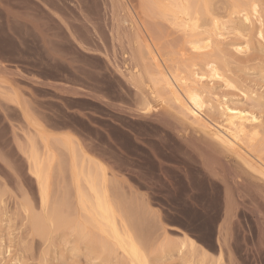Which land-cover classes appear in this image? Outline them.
Segmentation results:
<instances>
[{
    "label": "rangeland",
    "instance_id": "1",
    "mask_svg": "<svg viewBox=\"0 0 264 264\" xmlns=\"http://www.w3.org/2000/svg\"><path fill=\"white\" fill-rule=\"evenodd\" d=\"M209 1V9L199 4L190 10L199 23L191 30L196 34L189 32L195 43L180 23H171L170 15L165 19L154 13L162 21L158 26L164 40L159 42L164 44L160 66L152 71L178 70L186 75V88L196 84L194 73L202 74L198 88L193 87L202 90V116L222 128L229 108L253 115L255 130L245 138L263 160L264 0ZM105 5L104 0L0 1V264H135L106 234L107 225L108 231L100 233L104 221L98 199L104 205L107 201L118 235L136 245L142 264L223 263L218 252L224 246L216 236L224 213L223 188L205 174L209 158H199L180 139L193 136L205 144L213 136L187 117L166 89L153 101L121 77L120 71L131 64L127 53L111 43V14ZM204 42L210 45L195 49ZM206 60L219 76L212 75ZM152 107H162L177 131L152 118ZM221 153L236 167L234 154ZM38 165L44 203L32 173ZM240 187L235 196L249 198L243 197L248 203L240 212L237 254L241 264H263L262 254L254 253L258 233L253 211L258 205L248 188Z\"/></svg>",
    "mask_w": 264,
    "mask_h": 264
},
{
    "label": "bare ground",
    "instance_id": "2",
    "mask_svg": "<svg viewBox=\"0 0 264 264\" xmlns=\"http://www.w3.org/2000/svg\"><path fill=\"white\" fill-rule=\"evenodd\" d=\"M1 1V0H0ZM106 5L108 3L109 9H110V16H111V23L109 26V36H110V40L111 43L115 44L118 48L119 51L122 52H126L128 55L129 61H130V68L128 70H123L120 71V75L122 78L125 79V81L132 85V86H137L139 88H142L143 90L147 91V94H149V98L152 99L153 101H156L155 99L156 96L158 95V92H162L161 90L166 89L168 91V93L170 94L171 98L173 101H175L176 103H178L181 108L183 107V110L185 109V113L188 115H191V117L194 119V121H197L201 124H203L212 134V138L213 140H210L206 142L205 139L203 140V142L205 144H201L198 142V140H196L195 138H193V136H191L190 138H186V139H182L180 136V139L182 141H184L188 146H191L192 148H195L197 151L193 150V152L195 151L196 153L198 152L199 154V158L200 156H202L203 158H209L208 160L206 159V165H205V171L208 177H210V179H216L215 181H219L221 186H222V190H223V197H224V213H223V217L222 220L220 222V224H218V228H217V234L216 236L219 237L220 241L222 242V245L224 246V251H220L221 248H219L218 255L219 257L222 259L224 258L225 261L223 263L225 264H241V261L239 260L240 256L238 257L237 254V250L236 249V231L242 226L240 221H241V209H244V207H246V204L248 202H246L245 204V200L243 199L244 196H239L236 197L235 196V192L234 189L237 190L236 188H238L239 191H241V187L240 185H244V189L245 191L247 190L246 187L248 188L247 191L249 192V194H252V198L254 197V199H249L250 201L254 200V205H258V208H255V210L253 211V215H254V220H255V224L257 226L256 231L258 233V249L257 251L253 250L254 253L256 254V252L258 253L257 256H259V254H262L261 256H263L264 258V226L261 225V223L259 224V221L264 223V159H260L257 155H255L254 152V148L252 147L253 144H251L250 141L252 140H247L248 138L246 135L248 134L249 130L252 129L253 133V129L256 127V125L254 124V121L256 120V118L253 115H249L247 112H244L242 110H229L228 108V113H226V117H225V126L220 128L217 127L218 125L214 126V124H212V122H210L209 120L207 121L203 116H202V112H201V98H200V93L201 91L197 90L195 85L198 84L197 81H200V79L202 78V74H195V81L196 84L193 83V85L196 88H186L185 86V78L182 77L181 75H179V72H166L165 70H162L160 67L158 70H155L154 72H157V74H155L152 70L155 69V67L157 68L159 65V61H161V59L159 58V55H161V52H159L160 49V45L161 43L164 44L163 42H159V38H162L164 40V36H162V30L160 29V27L158 26V23L156 21V19L153 17L155 16L154 13H158V16L162 18H164L165 16L170 15L172 17L171 23L174 25L177 23H180L181 26H183V30L186 29V31L188 30V32L184 31L186 33L189 34V32L194 33L197 32H193L195 29V27H197V23L196 22V18L192 15V17L190 16L191 12L190 10L192 8L198 7L199 4H204L203 7H207V5L210 4L209 0H202V2L200 3L199 1L201 0H104ZM69 2V1H68ZM212 2V1H211ZM209 3V4H208ZM212 4V3H211ZM8 5V4H7ZM105 5V6H106ZM104 6V7H105ZM211 5L208 6V9L210 8ZM107 7V6H106ZM201 7V5L199 6ZM9 8V7H8ZM75 8V7H74ZM212 8V7H211ZM51 9V8H50ZM107 9V8H106ZM199 9V8H198ZM253 9V8H252ZM54 10V9H53ZM52 10V11H53ZM202 10V8H201ZM102 11V10H101ZM108 11V10H107ZM158 11V12H157ZM196 11V10H195ZM205 11V10H202ZM255 11V10H254ZM192 11V14H195V12ZM198 13L201 11H197ZM207 12V10L205 11ZM253 12V11H252ZM48 13V12H47ZM160 13V14H159ZM203 13V12H202ZM9 14V13H8ZM51 14V13H50ZM207 14V13H206ZM56 15V14H55ZM59 15V14H58ZM101 15V14H100ZM109 15V14H108ZM161 15V16H160ZM198 15V14H197ZM201 15V14H200ZM204 15V14H203ZM208 15V14H207ZM169 16V17H170ZM212 16V15H211ZM94 17V16H93ZM157 17V16H155ZM157 17V18H159ZM11 18V17H10ZM202 17H200L201 19ZM208 18V17H207ZM247 18V15H246ZM67 19V18H66ZM90 19V18H89ZM161 19V18H160ZM166 19V17H165ZM171 19V18H170ZM199 19V20H200ZM203 19V18H202ZM209 19V18H208ZM207 19V20H208ZM249 19V18H248ZM12 20V19H11ZM55 20V19H54ZM73 20V19H72ZM97 20V19H96ZM103 20V19H102ZM158 20V19H157ZM86 21V20H85ZM174 21V22H173ZM204 21V20H203ZM206 21V19H205ZM91 22V21H89ZM162 22V21H160ZM74 23V22H73ZM88 23V22H87ZM98 23V22H97ZM202 23V22H201ZM200 23V24H201ZM205 23V22H203ZM202 23V24H203ZM210 23V22H209ZM33 24V23H32ZM31 24V25H32ZM67 24V23H66ZM78 24V23H77ZM212 24V23H211ZM74 25V24H73ZM209 25V24H208ZM64 26V25H62ZM105 26V25H104ZM178 26V25H177ZM40 27V26H39ZM174 28H176L175 26H173ZM180 27V25H179ZM177 27V28H179ZM203 27V26H202ZM208 27V26H207ZM206 28V27H205ZM213 28V27H212ZM68 29V27H67ZM93 29V28H92ZM172 29V28H171ZM216 29V28H215ZM164 30V29H163ZM182 30V29H180ZM193 30V31H191ZM41 31V29H40ZM103 31V30H102ZM175 31V30H174ZM177 31V29H176ZM86 32V31H85ZM91 32V31H90ZM182 32V31H181ZM208 32H211L210 30ZM214 32V31H213ZM43 34V33H41ZM89 34V33H88ZM165 34V33H164ZM196 34V33H195ZM200 34V33H199ZM90 35V34H89ZM167 35V34H166ZM180 35V33H179ZM183 35V34H182ZM191 35V34H189ZM188 35V37H190ZM210 36L212 34H209ZM215 35V34H214ZM217 35V34H216ZM99 36V35H98ZM102 36V35H101ZM175 36V35H174ZM209 36V37H210ZM179 37V36H177ZM184 37V36H183ZM192 37V35H191ZM190 37V38H191ZM206 37V36H204ZM213 37V36H212ZM211 37V38H212ZM99 38V37H98ZM186 38V37H185ZM189 38V39H190ZM193 38V37H192ZM191 38V39H192ZM200 38V37H199ZM208 38V37H207ZM206 38V40H207ZM161 39V40H162ZM171 39V38H170ZM188 38H186L187 40ZM194 39V38H193ZM192 39V41H193ZM198 39V38H197ZM174 40V39H173ZM196 39H194V42ZM201 40V39H199ZM209 40V38H208ZM212 43V39H210ZM109 41V40H108ZM179 41V40H178ZM192 41L190 40V44L192 43ZM82 42V41H81ZM80 42V43H81ZM85 42V41H84ZM103 42V41H102ZM182 43V41H180ZM202 42V41H201ZM207 42V41H206ZM209 42V41H208ZM104 43V42H103ZM168 43V42H167ZM176 43V42H175ZM203 43V42H202ZM200 43V44H202ZM86 44V43H85ZM170 44V43H169ZM199 44L198 47L195 46V49L197 48H204L207 47V45L210 44H204L203 46H201ZM81 45V44H80ZM106 45V44H105ZM112 45V44H111ZM159 45V48H158ZM173 46V45H172ZM193 46V48H194ZM106 47V46H105ZM165 47V45H164ZM163 47V48H164ZM83 48V47H82ZM81 48V49H82ZM86 48V47H85ZM115 48V47H114ZM173 48V47H172ZM180 48V47H179ZM190 48V47H189ZM211 48V46H210ZM88 49V48H87ZM110 49V48H109ZM171 49V47H170ZM203 49V50H204ZM86 50V49H84ZM114 50V49H113ZM172 50V49H171ZM199 50V49H198ZM195 50V51H198ZM104 51V50H103ZM110 51V50H109ZM161 51V50H160ZM168 51V50H167ZM87 52V51H86ZM164 52V51H163ZM181 52V51H180ZM206 52V51H205ZM204 52V53H205ZM211 52V51H210ZM94 53V52H93ZM112 53V52H111ZM115 53V52H114ZM120 53V52H119ZM160 53V54H159ZM168 54V52H166ZM192 53V51H191ZM175 54V53H174ZM181 54V53H180ZM196 55L200 54L199 53H195ZM206 56L208 53H205ZM112 55V54H111ZM114 55V54H113ZM118 55V54H117ZM170 55V54H169ZM168 55V56H169ZM191 55V54H190ZM189 55V57H190ZM193 55V54H192ZM197 55V56H198ZM201 55V54H200ZM108 56V55H107ZM184 56V55H182ZM188 57V58H189ZM104 58V57H103ZM107 59V57H105ZM115 58V57H114ZM161 58V57H160ZM182 58V57H180ZM179 58V60H180ZM210 56L207 57V59H209ZM126 59V58H125ZM152 60L153 64L152 67H155L152 69V67L150 66L151 62H149ZM163 59V58H162ZM172 59V58H171ZM184 59V58H183ZM195 59V58H194ZM204 60V58H202ZM206 59V58H205ZM105 60V59H104ZM110 59H108L109 61ZM165 60V59H164ZM176 60V59H175ZM190 60H192L190 58ZM111 61L112 57H111ZM166 61V60H165ZM164 61V62H165ZM169 61V60H168ZM197 61V59H196ZM128 62V61H127ZM163 62V60H162ZM175 62V61H174ZM173 62V63H174ZM182 62V61H181ZM180 61L178 63H181ZM200 62V61H199ZM1 63V62H0ZM119 63V62H118ZM177 63V64H178ZM208 63V64H207ZM168 64V63H167ZM208 60H206V65H208L207 67L209 68V71L212 72V75H216L219 76L217 74L216 69H214V67L211 65ZM114 65V64H113ZM176 65V64H175ZM180 65V64H179ZM178 65V66H179ZM183 65V64H182ZM190 65V64H189ZM188 65V66H189ZM167 66V65H166ZM172 66V65H171ZM177 66V65H176ZM119 67V66H118ZM118 67H116V69H118ZM121 67V66H120ZM119 67V69H120ZM170 67V66H169ZM174 67V66H173ZM180 67V66H179ZM184 67V65H183ZM187 67V66H186ZM193 67V66H192ZM202 67V66H201ZM1 68V67H0ZM167 68V67H165ZM182 68V67H181ZM169 69V68H168ZM167 69V70H168ZM191 69V68H190ZM200 69V68H199ZM172 70V69H171ZM180 70V69H179ZM194 70V69H193ZM117 71V70H116ZM115 71V72H116ZM192 71V70H191ZM199 71V70H197ZM182 72V71H181ZM197 73V72H196ZM189 74V73H188ZM187 74V75H188ZM211 74V73H210ZM183 75V74H182ZM223 75V74H222ZM192 76V73H191ZM211 76V75H210ZM208 77V76H207ZM190 78V77H189ZM214 78V77H213ZM218 78V77H216ZM188 79V77H187ZM194 80V78H193ZM147 82V84H146ZM192 83V81H191ZM190 84V82H189ZM188 84V85H189ZM191 85V84H190ZM200 85V83L198 84ZM192 86V85H191ZM188 86V87H191ZM126 87V86H125ZM127 88V87H126ZM137 93V92H136ZM74 94V93H73ZM78 94V93H77ZM162 94V93H161ZM203 95V94H202ZM137 96V95H136ZM141 96V95H140ZM161 96V95H160ZM139 97V96H137ZM167 97H169L167 95ZM164 98V97H163ZM145 99V98H144ZM135 100V99H134ZM140 101V99H139ZM132 103V102H131ZM141 103V102H140ZM148 103V101H147ZM177 104V105H178ZM166 105V104H165ZM122 106V105H121ZM161 106V105H160ZM142 107V106H141ZM157 107V106H156ZM227 107V106H226ZM162 107H152L150 109L149 114L152 118L156 119V121H158L157 119L165 122V123H169L171 125L170 128H172L174 130V132L177 131L178 129V125L174 124V122L172 123L169 119H168V115H165L166 112L164 113V109ZM180 108V109H181ZM225 109V108H224ZM223 109V110H224ZM235 109V108H234ZM173 110V109H172ZM179 110V107H178ZM182 111V109L180 110V112ZM182 113V112H181ZM180 114V113H179ZM182 115V114H181ZM171 116V115H170ZM183 116V115H182ZM183 119V118H182ZM189 119V118H187ZM172 120V119H171ZM143 121V120H142ZM173 121V120H172ZM184 121V120H183ZM193 121V122H194ZM160 122V121H158ZM177 122V121H176ZM196 122V123H197ZM149 123V122H148ZM194 124V123H193ZM198 124V123H197ZM202 125V126H203ZM169 127V125H168ZM196 127V126H195ZM199 128V127H198ZM172 130V132H173ZM176 130V131H175ZM255 130V129H254ZM182 131V130H181ZM200 131V130H199ZM202 131V130H201ZM257 131V130H256ZM50 132V131H49ZM250 133V132H249ZM255 133V132H254ZM62 135L66 133H61ZM205 135V134H204ZM249 138L251 137L250 134ZM256 135V134H255ZM253 135V137L255 136ZM50 136V135H49ZM59 136V135H58ZM175 136V135H173ZM209 136V135H208ZM176 137V136H175ZM187 137V136H186ZM204 137V136H203ZM247 137V138H245ZM177 138V137H176ZM197 138V137H196ZM205 138V137H204ZM208 138V137H207ZM68 139V138H67ZM199 139V138H198ZM211 139V138H210ZM66 140V139H65ZM256 141V140H255ZM256 143V142H255ZM264 146V145H263ZM256 147V146H255ZM257 147H260L257 146ZM262 149V148H261ZM264 150V148H263ZM221 152L224 153H231L234 154L232 156L235 157L233 158L234 161L236 162L237 165H235L236 167H231L230 164L228 162H226V160L224 159V156L222 155ZM33 153V152H32ZM257 153V152H256ZM259 153V152H258ZM195 155V154H194ZM33 156V154H32ZM31 157V156H30ZM29 157V160H30ZM263 157V156H262ZM231 158V157H230ZM231 158V159H232ZM32 160L33 159L32 157ZM31 160V161H32ZM263 161V162H262ZM35 162V161H34ZM41 165V164H40ZM233 165V164H231ZM42 166V165H41ZM101 165H99L100 167ZM252 169V170H256L258 171V174H254L251 170H249L248 168ZM35 168H37L35 170ZM34 170L32 171V173H34L35 179L37 181L38 186L40 187V194L41 195V203L46 201V193L43 189V186L41 185V181L43 184L42 180V171L38 165V167H35ZM43 168V167H42ZM105 173V172H104ZM256 173V172H255ZM260 173V175H259ZM108 174V173H107ZM47 175V174H46ZM97 177V176H96ZM44 178V177H43ZM93 183V182H91ZM90 183V184H91ZM97 184V183H96ZM42 186V187H41ZM95 186V184H94ZM95 188V187H94ZM240 188V189H239ZM91 189V188H90ZM243 189V191H244ZM43 190V191H42ZM97 190V189H96ZM101 190V189H100ZM92 191V190H91ZM99 192V191H98ZM43 193H45L43 195ZM97 194V192H94ZM237 193V192H236ZM239 194V192H238ZM237 194V195H238ZM98 195V194H97ZM102 195V194H101ZM241 195V193H240ZM248 195V194H247ZM95 196V195H94ZM242 197V198H241ZM248 197V196H247ZM244 197V198H247ZM102 198V197H101ZM105 198V197H104ZM241 198V199H240ZM249 198V197H248ZM247 198V199H248ZM96 199V198H95ZM101 200V199H100ZM98 199L96 206L100 209L101 214L100 218L103 222V224H101V228L103 231H100V233L104 232V230L107 232L106 234H110L116 241L115 244L118 243V245L120 247H122L125 252L127 253V255H129L130 259L135 263V264H142L141 259H140V255H139V251L135 248L136 245H132L130 244H126L125 241H123V239L118 235V231H116L115 225L113 223V221L110 218L109 214V209L107 210V208L105 207L107 201L105 202L104 205V201L102 200V202ZM106 200V199H105ZM108 205V204H107ZM255 205V207H256ZM253 208V206H251ZM251 207H249L248 209H250ZM97 208V209H98ZM96 209V210H97ZM98 209V210H99ZM247 209V208H245ZM108 211V212H107ZM223 211V210H222ZM257 211V212H256ZM111 212V211H110ZM252 212V209H251ZM251 212L249 213L248 210V214L250 215ZM113 213V212H112ZM127 213V212H126ZM135 213V212H134ZM245 213V210H244ZM128 214V213H127ZM138 214V213H137ZM112 216V215H111ZM127 218V217H126ZM114 219V218H113ZM261 219V220H260ZM100 220V221H101ZM130 220V219H129ZM136 220V219H135ZM99 221V223H100ZM127 221V220H126ZM251 221V220H250ZM36 221H33V223H35ZM56 222V221H55ZM242 222V221H241ZM244 222V221H243ZM248 222V221H247ZM132 223V222H130ZM138 223V222H137ZM262 223V224H263ZM34 225V224H33ZM104 227H103V226ZM108 226V230H106L105 226ZM264 225V224H263ZM135 228V227H134ZM243 228V227H242ZM205 229V228H204ZM119 230V229H118ZM241 231V228H240ZM238 232V231H237ZM214 233V232H213ZM239 233V232H238ZM105 234V235H106ZM192 234V233H191ZM243 234V233H242ZM240 235V234H238ZM242 236V235H241ZM246 236V235H245ZM123 237V236H122ZM186 238V237H185ZM191 238V237H190ZM99 239V238H98ZM106 239V238H105ZM189 239V238H188ZM217 239V238H216ZM102 240V239H101ZM136 240V239H135ZM238 240V239H237ZM241 240V238H240ZM254 240V239H253ZM113 241V240H112ZM217 241V240H215ZM256 241V239H255ZM98 242V241H97ZM104 242H108L109 241H104ZM192 242V241H191ZM253 242V241H252ZM133 243V242H132ZM218 244L221 245V243L217 242ZM237 241V245H238ZM244 243V241H243ZM246 243V242H245ZM244 243V244H245ZM101 244V243H100ZM191 244V243H190ZM242 244V242L240 243ZM256 244V243H255ZM254 244V245H255ZM102 245H103V241H102ZM116 244V246H118ZM249 245V244H248ZM104 246V245H103ZM190 246V245H189ZM218 246V245H217ZM243 247V246H241ZM138 248V247H137ZM244 248V247H243ZM243 248L241 249L243 252ZM248 248V247H247ZM247 248H246V253H247ZM256 248V247H255ZM252 249V248H251ZM250 249V251L252 252V250ZM215 250V249H214ZM239 253V252H238ZM250 255L253 253H249ZM240 255V254H239ZM252 256V255H251ZM256 256V257H257ZM255 257V256H254ZM243 257H241L242 259ZM245 258V257H244ZM251 259V257H249ZM253 258V256H252ZM260 258V257H259ZM220 259V260H221ZM246 260V258H245ZM263 260V259H262ZM217 261V260H216ZM251 261V260H250ZM249 261V262H250ZM256 261V259H255ZM244 262V261H243ZM253 262V261H252ZM260 262V261H259ZM222 263V261H221ZM220 263V264H221ZM222 263V264H223ZM251 263V262H250ZM246 264V263H245ZM253 264H259L258 262H254ZM264 264V261H263Z\"/></svg>",
    "mask_w": 264,
    "mask_h": 264
}]
</instances>
